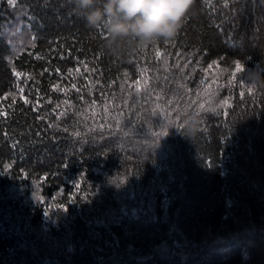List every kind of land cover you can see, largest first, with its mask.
<instances>
[{
  "label": "trees",
  "instance_id": "16d2710c",
  "mask_svg": "<svg viewBox=\"0 0 264 264\" xmlns=\"http://www.w3.org/2000/svg\"><path fill=\"white\" fill-rule=\"evenodd\" d=\"M106 38L72 0H0V264H264V0Z\"/></svg>",
  "mask_w": 264,
  "mask_h": 264
},
{
  "label": "clouds",
  "instance_id": "9594fccd",
  "mask_svg": "<svg viewBox=\"0 0 264 264\" xmlns=\"http://www.w3.org/2000/svg\"><path fill=\"white\" fill-rule=\"evenodd\" d=\"M194 0H72L84 13L89 27L103 23L107 32L105 48L114 54L124 46L143 47L173 39ZM249 84L264 81L255 67L244 72Z\"/></svg>",
  "mask_w": 264,
  "mask_h": 264
},
{
  "label": "rangeland",
  "instance_id": "374dc122",
  "mask_svg": "<svg viewBox=\"0 0 264 264\" xmlns=\"http://www.w3.org/2000/svg\"><path fill=\"white\" fill-rule=\"evenodd\" d=\"M18 32H15V30L12 31H8V33H5L6 35L9 34L11 36H13L14 34L16 35Z\"/></svg>",
  "mask_w": 264,
  "mask_h": 264
},
{
  "label": "snow or ice",
  "instance_id": "6c2138e0",
  "mask_svg": "<svg viewBox=\"0 0 264 264\" xmlns=\"http://www.w3.org/2000/svg\"><path fill=\"white\" fill-rule=\"evenodd\" d=\"M157 56H159V52H157ZM237 70H240V66L236 65Z\"/></svg>",
  "mask_w": 264,
  "mask_h": 264
}]
</instances>
